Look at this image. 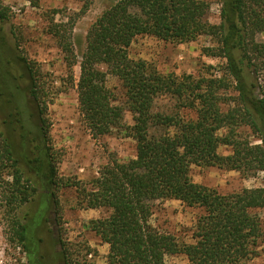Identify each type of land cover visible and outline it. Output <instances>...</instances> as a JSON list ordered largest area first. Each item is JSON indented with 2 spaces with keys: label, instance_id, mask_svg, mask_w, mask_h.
<instances>
[{
  "label": "trees",
  "instance_id": "trees-1",
  "mask_svg": "<svg viewBox=\"0 0 264 264\" xmlns=\"http://www.w3.org/2000/svg\"><path fill=\"white\" fill-rule=\"evenodd\" d=\"M81 1L77 14L91 0ZM219 3V22L211 24L204 0H116L89 26L80 60L65 28L73 20L50 26L70 79L78 63V109L91 135L119 131L135 141L133 158L111 159L96 176L74 184L79 207L108 212L91 220L90 230L108 245L109 264H165V256L177 253L188 264H250L258 254L262 229L254 210L264 207V182L221 194L189 174L193 164L264 172V40L257 39L264 33V0ZM6 10L0 5V212L9 225L7 241L25 253L27 264H46L39 234L48 192L58 183L56 163L35 70L4 30ZM141 34L178 43L208 35L217 45L206 48L207 55L225 63L219 75H162L129 57L128 46ZM107 74L121 82L125 107L113 103ZM164 95L175 101L173 111L155 108ZM124 110L132 114L131 125L123 121ZM220 146L229 152L219 153ZM36 195L39 203L20 214ZM170 198L202 209L192 242L150 223L154 203ZM58 241L61 251L52 258L70 264L72 252Z\"/></svg>",
  "mask_w": 264,
  "mask_h": 264
},
{
  "label": "rangeland",
  "instance_id": "rangeland-1",
  "mask_svg": "<svg viewBox=\"0 0 264 264\" xmlns=\"http://www.w3.org/2000/svg\"><path fill=\"white\" fill-rule=\"evenodd\" d=\"M115 1L91 0L84 13L77 14L81 0H0L8 16L3 23L4 30L18 44V52L27 58L35 70L40 99L45 104L48 142L56 163L58 183L48 192L46 221L39 234L42 239L39 254L40 258L43 256V261L47 257L46 264H64L61 259L51 256L61 251L59 238L64 247L72 252L70 264H109L105 258L108 248L90 230V221L104 217L108 212L104 208L79 207L74 184L96 176L98 170L111 159L124 162L133 158L135 141L119 131L97 137L91 135L78 109V63L72 66L70 79L64 55L49 29L53 22H66L70 17L73 20L72 28L68 24L65 28L68 32L71 29L74 54L80 60L89 26ZM204 1L208 5L204 18L211 24H217L219 0ZM257 39L264 40V33L257 35ZM216 45L213 38L204 34L181 43L141 34L132 39L127 52L130 58L144 60L162 75L200 78L209 74L219 75L225 63L222 57L207 55L206 48ZM100 68L105 70L104 66ZM262 84L264 86V82ZM106 85L114 94L113 103L125 107L121 82L107 74ZM174 102L168 95L160 96L155 100V108L173 111ZM222 108L226 109V105H222ZM182 113L192 115L187 110ZM123 121L128 125L133 123L132 114L127 110L123 112ZM252 140L257 142L255 138ZM218 152L227 154L229 147L220 146ZM189 174L194 182L221 194L244 187H258L264 182V172L244 175L216 166L193 164ZM39 197L36 195L35 200L24 206L20 214L38 204ZM254 211L260 220L262 236L256 244L258 254L250 264H264V207ZM201 213V208L188 206L177 199L158 200L153 205L150 223L159 231L189 243L193 241L192 230ZM8 234L9 225L0 212V264H27L25 253L7 241ZM165 264H188V260L184 254L177 253L165 256Z\"/></svg>",
  "mask_w": 264,
  "mask_h": 264
},
{
  "label": "crops",
  "instance_id": "crops-1",
  "mask_svg": "<svg viewBox=\"0 0 264 264\" xmlns=\"http://www.w3.org/2000/svg\"><path fill=\"white\" fill-rule=\"evenodd\" d=\"M104 245H106V247L108 248L107 244L104 243ZM108 251V250H107ZM107 253V252H106Z\"/></svg>",
  "mask_w": 264,
  "mask_h": 264
}]
</instances>
